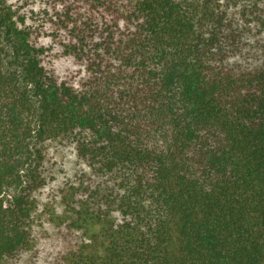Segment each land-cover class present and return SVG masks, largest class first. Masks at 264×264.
<instances>
[{
    "label": "trees",
    "instance_id": "trees-1",
    "mask_svg": "<svg viewBox=\"0 0 264 264\" xmlns=\"http://www.w3.org/2000/svg\"><path fill=\"white\" fill-rule=\"evenodd\" d=\"M0 264H264V0H0Z\"/></svg>",
    "mask_w": 264,
    "mask_h": 264
},
{
    "label": "rangeland",
    "instance_id": "rangeland-1",
    "mask_svg": "<svg viewBox=\"0 0 264 264\" xmlns=\"http://www.w3.org/2000/svg\"><path fill=\"white\" fill-rule=\"evenodd\" d=\"M45 43L49 42L45 40ZM56 66L62 76H73L79 71V66L70 59H60ZM45 169L48 183L38 195L39 212L43 219L49 211L58 209L62 191L77 181L85 166L71 146L56 147L51 144L46 150ZM42 261L44 262V259Z\"/></svg>",
    "mask_w": 264,
    "mask_h": 264
}]
</instances>
